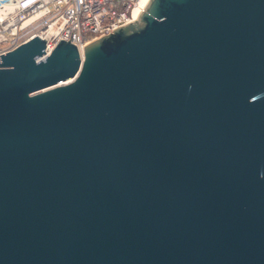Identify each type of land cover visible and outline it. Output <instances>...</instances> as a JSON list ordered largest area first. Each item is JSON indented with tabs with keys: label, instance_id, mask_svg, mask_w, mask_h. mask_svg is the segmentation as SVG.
<instances>
[{
	"label": "water",
	"instance_id": "1",
	"mask_svg": "<svg viewBox=\"0 0 264 264\" xmlns=\"http://www.w3.org/2000/svg\"><path fill=\"white\" fill-rule=\"evenodd\" d=\"M148 2L0 54V264H264V0Z\"/></svg>",
	"mask_w": 264,
	"mask_h": 264
},
{
	"label": "built area",
	"instance_id": "2",
	"mask_svg": "<svg viewBox=\"0 0 264 264\" xmlns=\"http://www.w3.org/2000/svg\"><path fill=\"white\" fill-rule=\"evenodd\" d=\"M139 0H0V54L47 36L45 55L64 39L81 49L134 20ZM71 33V34H70ZM70 36V38H69Z\"/></svg>",
	"mask_w": 264,
	"mask_h": 264
},
{
	"label": "bare ground",
	"instance_id": "3",
	"mask_svg": "<svg viewBox=\"0 0 264 264\" xmlns=\"http://www.w3.org/2000/svg\"><path fill=\"white\" fill-rule=\"evenodd\" d=\"M149 0H139L137 7L134 9L133 18L137 19Z\"/></svg>",
	"mask_w": 264,
	"mask_h": 264
}]
</instances>
